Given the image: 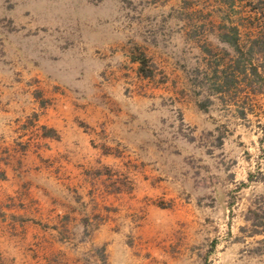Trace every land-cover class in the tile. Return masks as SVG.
<instances>
[{"label":"rangeland","instance_id":"obj_1","mask_svg":"<svg viewBox=\"0 0 264 264\" xmlns=\"http://www.w3.org/2000/svg\"><path fill=\"white\" fill-rule=\"evenodd\" d=\"M0 264H264V0H0Z\"/></svg>","mask_w":264,"mask_h":264}]
</instances>
